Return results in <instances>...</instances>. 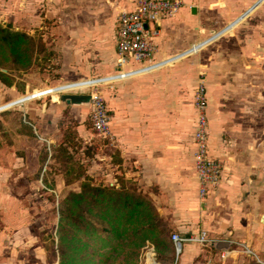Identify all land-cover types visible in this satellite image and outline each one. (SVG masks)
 Listing matches in <instances>:
<instances>
[{"label": "crops", "instance_id": "crops-1", "mask_svg": "<svg viewBox=\"0 0 264 264\" xmlns=\"http://www.w3.org/2000/svg\"><path fill=\"white\" fill-rule=\"evenodd\" d=\"M180 1V11L160 23L155 60L161 64L123 77L139 68L117 64L115 41L119 14L133 10L135 0H0V24L8 22L41 47L33 65L41 74L40 84H30L34 78L28 76L19 92L14 81L12 101L48 89L22 105L19 130L2 133L9 140L10 166L17 177L22 172L18 167L32 161L28 151L18 155L19 142L45 145L51 157L64 136L94 139L89 91L99 83L116 142L107 145L104 156L96 152V175L106 160L111 172L106 177L117 187L119 180L138 185L173 233L187 237L205 232L211 241L242 242L259 257L264 251V0ZM230 7L239 9L234 17L206 15ZM49 68L56 74L51 78L45 74ZM22 75L13 76L17 80ZM201 80L209 155L222 165L221 180L205 200L199 196L194 166V95ZM6 199L0 201V264H15L17 235L12 240L10 234L17 229V216L8 194ZM6 213L7 220L2 217ZM185 244L183 264H200L202 247Z\"/></svg>", "mask_w": 264, "mask_h": 264}, {"label": "rangeland", "instance_id": "rangeland-1", "mask_svg": "<svg viewBox=\"0 0 264 264\" xmlns=\"http://www.w3.org/2000/svg\"><path fill=\"white\" fill-rule=\"evenodd\" d=\"M227 1L233 2L234 0ZM220 9L221 11H223L222 8ZM236 10L239 9H236V7H230L225 9L223 13L219 11V8L217 10L211 9L209 10L210 12L206 10L205 11L207 12V17L213 19L215 17H219V15L226 14H229L234 17L235 15L233 13H235ZM7 23L3 21L2 25L4 27H9ZM38 63L40 64V62ZM33 68L35 69L33 70ZM36 69L38 70V73L34 72ZM51 70L52 68H49L48 72L46 71L47 73H45L49 75L48 78H51L52 76L56 75L51 73ZM0 71L4 73L7 72V70L1 68ZM15 72L23 74L21 78L18 77L17 80L14 79V81L17 82L19 92L24 89V80H26L28 76L32 77V79L34 78L33 80L31 79L32 81H30V84H33L34 86H38V84H40L42 80L39 69L35 66L30 68L26 72ZM34 74H37V76L33 77L32 75ZM51 88L54 89L55 87ZM10 91V86H7L5 84L3 85V83L0 81V106H3L8 103L9 106H12L15 105L17 102L20 103L21 101L25 102L28 99H35V97L46 94L48 92V89L39 90L36 92L30 91L31 95H28V97L30 98L25 97L26 95L24 94V96L19 97V99L14 101H12ZM22 108L23 106H15L5 110V112H1L3 110L0 111V150H4L0 154V201L2 203L9 202V200L6 199V196L8 194L12 199L11 203L15 208L14 212L17 216V229L13 231L12 234H10L12 240H14L13 236L17 235V238L15 239L17 240L15 246L16 252H12L13 254L17 253V260L14 263L60 264L57 235L59 224L58 209L60 206V202L62 201V198L66 195V193H68V191H78L80 181L84 180L86 177H89L92 183L96 186H116V183L112 182V178L106 177L107 174L111 173L109 171H106V160L99 163V165L103 167L102 170L99 172V175H96L95 173L96 164L93 160H96V152L104 156L105 151L107 150V145L112 144L110 143V141H103L101 138L98 139L95 136L91 127L92 123H89V129L93 134L94 139L90 141L87 140V142H85L82 139L78 140L77 138H68L67 136L61 138L62 140L59 142V145L61 144L60 146L62 147L65 145L69 149L68 151L71 153L69 154V156H65L64 154L52 151L53 158L52 160H50L49 153L44 150L45 145L38 146L35 141H30L26 143L19 142L17 147L19 149L18 155L23 156L20 155L21 152L28 151V153H30V157H32V161L28 159V163H26L24 167H18V169H22V172L20 170L18 173H16L17 177H15V172L17 170L16 168L13 169V166H10L11 160H9V156H11V149L8 143H6L9 142V140L3 138L2 133L6 132L9 134L10 132H12V130L20 129L19 125L22 119ZM27 131V128H24L22 131V135L24 136L23 142L26 141L25 135H27ZM15 132L13 131L12 133ZM14 164L17 165V162L13 161L12 165ZM79 166L84 170L82 171L81 179L76 178V176H79V173L81 172ZM44 176L48 185H52V187L49 188L44 183H41L42 178ZM15 178L18 179V182L15 181ZM25 180L27 181V183L25 182ZM67 182H70L69 186L66 185ZM11 190L12 195L10 193ZM2 217L7 220L8 214L6 213ZM169 226L171 228L170 224ZM26 227H28L27 232L22 231V229H25ZM172 234L173 231L171 229V236ZM183 245V251H180L177 260L175 246L174 254H167L163 257H160L155 252L154 247L148 245L141 255V260L139 261V264H183L182 256L185 254L186 244L183 243ZM200 246L202 247L200 257L198 258L200 264H249V262L254 259L257 262L264 264V251L262 252V254H259V257H257L253 253L251 254L249 249H247L246 245L242 242L237 241L236 243H234L229 249L231 257H229V254L225 258L222 257V254L228 252V250L219 251L214 247L208 245L207 247H203L202 245Z\"/></svg>", "mask_w": 264, "mask_h": 264}, {"label": "trees", "instance_id": "trees-1", "mask_svg": "<svg viewBox=\"0 0 264 264\" xmlns=\"http://www.w3.org/2000/svg\"><path fill=\"white\" fill-rule=\"evenodd\" d=\"M40 51V44L32 37L0 24V68L7 70L0 71V81L11 86L14 72L29 70L35 63V52ZM8 106H0V111ZM66 148L53 151L69 156ZM79 168L76 178L81 179L84 170ZM43 183L52 187L45 176ZM119 184L96 186L86 177L78 191H68L62 198L57 230L60 264H139L148 245L160 257L174 254L171 228L152 198L136 184L123 180ZM249 264L262 263L254 259Z\"/></svg>", "mask_w": 264, "mask_h": 264}, {"label": "built area", "instance_id": "built-area-1", "mask_svg": "<svg viewBox=\"0 0 264 264\" xmlns=\"http://www.w3.org/2000/svg\"><path fill=\"white\" fill-rule=\"evenodd\" d=\"M181 7L180 0H135L133 10L121 11L115 39L117 64L121 68L128 65H139V68L135 70L123 72V77L154 69L161 64L155 60L158 52L157 40L161 34L160 23L164 19L174 17ZM91 85L88 86H90L92 129L103 141L114 143L110 113L100 84ZM194 106L196 110L194 166L199 182V196L201 200H205L221 180L222 165L209 155L207 96L203 80L195 90ZM171 238L176 250L181 248V251L183 243L206 245L211 242L205 232L187 237L173 233ZM227 255L228 253L225 252L222 257L225 258Z\"/></svg>", "mask_w": 264, "mask_h": 264}, {"label": "water", "instance_id": "water-1", "mask_svg": "<svg viewBox=\"0 0 264 264\" xmlns=\"http://www.w3.org/2000/svg\"><path fill=\"white\" fill-rule=\"evenodd\" d=\"M261 1H259V3H260ZM258 3V4H259ZM243 16H245V15H243ZM233 25H230V27H228L226 30H228V29H230L231 27H232ZM223 32H225V30L224 31H222L221 33H223ZM221 33H218V35H215L216 37L217 36H219ZM216 37H213V39H215ZM60 87H56V88H54L55 90H56V92H61V90L59 89ZM31 100V99H30ZM29 101V100H28ZM26 102V101H25ZM25 102H23V101H21L20 103H16L15 105H12V106H9L8 108H11V107H15V106H22ZM8 108H3V109H1V110H7ZM2 112V111H1ZM231 241H229V240H220V241H211V242H209L208 243V246H211V247H214L215 249H217V250H219V251H227V250H229L230 249V247H231ZM180 251H181V248H179V249H177L176 250V260H177V258H178V256H179V253H180Z\"/></svg>", "mask_w": 264, "mask_h": 264}]
</instances>
